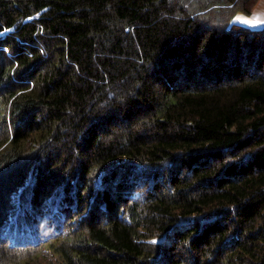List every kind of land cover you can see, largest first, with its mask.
I'll return each instance as SVG.
<instances>
[{"label": "trees", "instance_id": "1", "mask_svg": "<svg viewBox=\"0 0 264 264\" xmlns=\"http://www.w3.org/2000/svg\"><path fill=\"white\" fill-rule=\"evenodd\" d=\"M256 0H0V264H264Z\"/></svg>", "mask_w": 264, "mask_h": 264}, {"label": "crops", "instance_id": "2", "mask_svg": "<svg viewBox=\"0 0 264 264\" xmlns=\"http://www.w3.org/2000/svg\"><path fill=\"white\" fill-rule=\"evenodd\" d=\"M238 17L251 21V23H244L242 19H237ZM232 22L239 23L249 28L260 27L264 23V0H259L256 6L247 15L242 12L235 13Z\"/></svg>", "mask_w": 264, "mask_h": 264}, {"label": "snow or ice", "instance_id": "3", "mask_svg": "<svg viewBox=\"0 0 264 264\" xmlns=\"http://www.w3.org/2000/svg\"><path fill=\"white\" fill-rule=\"evenodd\" d=\"M237 19H242L244 23H251V21H248V20L243 19V18H239V17H238Z\"/></svg>", "mask_w": 264, "mask_h": 264}, {"label": "rangeland", "instance_id": "4", "mask_svg": "<svg viewBox=\"0 0 264 264\" xmlns=\"http://www.w3.org/2000/svg\"><path fill=\"white\" fill-rule=\"evenodd\" d=\"M258 1H259V0H256L255 4L253 5V8L256 6V4L258 3ZM253 8H252V9H253ZM238 12H241V11H238ZM236 13H237V12H236ZM242 13H243V14H246V13H244V12H242ZM246 15H247V14H246Z\"/></svg>", "mask_w": 264, "mask_h": 264}]
</instances>
